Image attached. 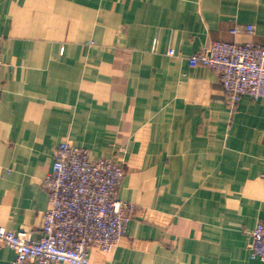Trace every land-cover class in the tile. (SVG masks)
<instances>
[{"label": "crops", "instance_id": "0c3cea01", "mask_svg": "<svg viewBox=\"0 0 264 264\" xmlns=\"http://www.w3.org/2000/svg\"><path fill=\"white\" fill-rule=\"evenodd\" d=\"M0 37V227L42 236V181L67 140L122 165L135 207L93 263L264 264L249 251L264 99L231 113L215 73L188 62L215 41L264 48V0H0ZM15 256L0 243V264Z\"/></svg>", "mask_w": 264, "mask_h": 264}, {"label": "built area", "instance_id": "2783aa9c", "mask_svg": "<svg viewBox=\"0 0 264 264\" xmlns=\"http://www.w3.org/2000/svg\"><path fill=\"white\" fill-rule=\"evenodd\" d=\"M254 31L252 25L237 26L231 34L251 35ZM1 41L0 37V45ZM168 54L176 55L174 50ZM188 62L215 73L231 113L243 97L264 99L263 47L215 41ZM124 178L122 165L105 158L92 160L87 149L62 142L51 172L42 181L49 197L42 236L34 239L31 231L0 227V243L16 255L12 264H95L90 260L93 249L110 253L126 235L135 212L134 205L118 196ZM249 251L252 259L264 261V218L252 233Z\"/></svg>", "mask_w": 264, "mask_h": 264}]
</instances>
